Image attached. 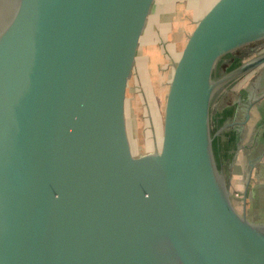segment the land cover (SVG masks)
Returning a JSON list of instances; mask_svg holds the SVG:
<instances>
[{
    "label": "water",
    "instance_id": "95a60500",
    "mask_svg": "<svg viewBox=\"0 0 264 264\" xmlns=\"http://www.w3.org/2000/svg\"><path fill=\"white\" fill-rule=\"evenodd\" d=\"M166 0H0V264H264L211 126L220 77L264 41V0H218L175 63L161 144L135 155L133 88Z\"/></svg>",
    "mask_w": 264,
    "mask_h": 264
},
{
    "label": "crops",
    "instance_id": "0c3cea01",
    "mask_svg": "<svg viewBox=\"0 0 264 264\" xmlns=\"http://www.w3.org/2000/svg\"><path fill=\"white\" fill-rule=\"evenodd\" d=\"M164 14L161 11L159 18ZM158 25L157 22L148 49L158 34ZM196 25L189 26L188 31H178L177 37L168 42L170 62L164 70L168 79L159 89V97L166 98L174 65ZM141 81L142 76L139 85ZM217 95L212 104L211 126L217 134V148L227 184L234 195L241 196V212L247 193L248 217L264 222V66L231 83ZM215 128L218 131L215 132Z\"/></svg>",
    "mask_w": 264,
    "mask_h": 264
},
{
    "label": "rangeland",
    "instance_id": "374dc122",
    "mask_svg": "<svg viewBox=\"0 0 264 264\" xmlns=\"http://www.w3.org/2000/svg\"><path fill=\"white\" fill-rule=\"evenodd\" d=\"M217 2L218 0L165 1L162 9L165 14L158 19V34L156 33L154 43L147 50V57L143 62L141 85L138 89L133 88L131 94L128 131L135 155L154 151L161 144L163 108L166 98L159 97V89L163 88V84H166L168 79L164 72L170 62L171 48L168 42L177 37L178 31H188L189 26L198 24ZM199 16L200 20H198ZM262 52L264 49L260 53ZM240 197L236 194L234 200L239 211H242Z\"/></svg>",
    "mask_w": 264,
    "mask_h": 264
},
{
    "label": "flooded vegetation",
    "instance_id": "af4514ba",
    "mask_svg": "<svg viewBox=\"0 0 264 264\" xmlns=\"http://www.w3.org/2000/svg\"><path fill=\"white\" fill-rule=\"evenodd\" d=\"M264 47V41L263 42H260V43H256V44H254V46L252 47V50H256V53L255 54H253V56L251 55L252 53H250V52H248L247 51V53H249V56H248V58H241L240 57V55H239V52H238V50L237 51H235V52H233V53H231V54H229L228 56H226L225 58H223L220 62L221 63H224V62H227V61H234V65H233V68L234 67H236V66H238V65H240V64H242L244 61H246V60H248V59H250V58H252V57H254V56H256L257 54H259L261 51V48H263ZM264 49V48H263ZM240 50V49H239ZM259 51V52H258ZM251 55V56H250ZM218 63V64H221V63ZM220 66V65H219ZM218 68V67H217ZM218 70V69H217ZM216 72H218V71H216ZM215 72V73H216ZM215 77H218V74L216 73L215 75H214ZM218 96V95H217ZM219 128V127H218ZM214 131L216 132V131H218V129H214Z\"/></svg>",
    "mask_w": 264,
    "mask_h": 264
},
{
    "label": "trees",
    "instance_id": "16d2710c",
    "mask_svg": "<svg viewBox=\"0 0 264 264\" xmlns=\"http://www.w3.org/2000/svg\"><path fill=\"white\" fill-rule=\"evenodd\" d=\"M253 46H254V44H253V45H249V46H247V47H244V48L238 50L240 57H241L242 59H243V58H248L249 53H247V51L250 52V53H252L251 55L255 54V53H256V50H255V49L252 50V47H253ZM251 55H250V56H251ZM233 65H234V61H233V60H232V61H227V62L221 63L220 66L218 67V70H216V71H218V72H217L218 77L224 75V74L227 73L229 70L233 69ZM238 66H239V65H238ZM236 67H237V66H236ZM234 68H235V67H234Z\"/></svg>",
    "mask_w": 264,
    "mask_h": 264
}]
</instances>
